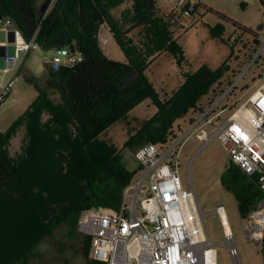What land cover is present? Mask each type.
Segmentation results:
<instances>
[{
    "label": "trees",
    "instance_id": "obj_1",
    "mask_svg": "<svg viewBox=\"0 0 264 264\" xmlns=\"http://www.w3.org/2000/svg\"><path fill=\"white\" fill-rule=\"evenodd\" d=\"M34 1L0 0V15L25 40H33L43 56L64 48L82 58L57 71L47 65V86L57 102L48 97L46 86L25 78L37 96L7 132H0V264H31L37 246L62 227L80 240L87 264H101L91 258L90 238L77 231L78 220L90 210L117 211L135 172L124 168L115 150L97 137L150 99L156 114L138 131V140L125 147L135 151L146 143L164 144L181 129L174 126L176 120L193 114L223 68L185 72L183 84L171 96H161L146 73L163 53L171 54L178 66L184 63L169 30L179 17L174 12L157 18L153 0H46L40 11ZM124 1L132 2L131 9L115 15L113 9ZM102 25L125 63L105 56L98 38ZM20 125L26 129V145L12 158L8 147ZM220 182L233 194L242 219L263 197L255 180L234 166L225 168ZM260 250L264 255V233Z\"/></svg>",
    "mask_w": 264,
    "mask_h": 264
},
{
    "label": "built area",
    "instance_id": "obj_2",
    "mask_svg": "<svg viewBox=\"0 0 264 264\" xmlns=\"http://www.w3.org/2000/svg\"><path fill=\"white\" fill-rule=\"evenodd\" d=\"M199 0H177L176 15L190 18ZM8 32L10 20H1ZM13 41L3 45L0 104L11 94L23 54L40 53L33 40H25L13 29ZM264 52V43L243 71L217 84L206 103L189 115L184 129L162 145L146 143L134 152L140 174L122 191L117 211L98 209L84 213L77 231L90 238L91 258L101 264H217L216 249L206 233L207 214L198 207L191 187L184 188L179 177L181 152L192 139L202 148L216 140L227 155L228 166L254 179L263 197L245 220V238L261 249L264 233V71L252 86L242 84L253 64ZM81 55L67 49L56 51L46 62L53 71L73 67ZM242 89V91H241ZM236 91L242 92L233 99ZM232 100V101H231ZM214 213L220 219L224 246L233 264H241L231 231H227L224 207ZM258 226V227H257ZM257 228V229H256ZM259 230V233L256 232Z\"/></svg>",
    "mask_w": 264,
    "mask_h": 264
},
{
    "label": "rangeland",
    "instance_id": "obj_3",
    "mask_svg": "<svg viewBox=\"0 0 264 264\" xmlns=\"http://www.w3.org/2000/svg\"><path fill=\"white\" fill-rule=\"evenodd\" d=\"M38 0H36L35 5ZM157 18L179 11L177 0H153ZM131 1H124L113 9L119 15L131 9ZM169 26L171 37L180 46L184 63L178 66L173 56L163 53L149 65L147 76L156 92L161 96H171L183 84V74L196 72L206 66L211 72L223 68L221 76L209 92L203 96L197 106L204 105L212 95L217 84L223 83L233 73L243 71L253 59L258 48L264 43V0H199V5L190 18L180 16ZM213 32H218L217 35ZM107 58L125 63V57L106 27L101 29L99 38ZM50 53H31L26 69L34 77H41L45 70V59ZM264 71V52L253 64L242 84L252 86L256 77ZM39 79V78H38ZM36 80L39 84V80ZM48 97L58 101L54 90L48 88ZM40 86H42L40 84ZM242 91V89H241ZM242 92L236 91L233 99ZM37 93L29 85L25 77L17 79L9 97L0 104V132H7L14 122L24 114L36 98ZM231 100V101H232ZM157 112L150 99H145L124 116L102 131L98 141L108 145L118 154L119 161L137 178L140 170L134 159V152L125 147L134 138L141 127ZM176 120L174 126L186 127L185 120ZM47 117L44 116L43 120ZM202 142L195 139L187 141L181 152L179 177L184 188L191 187L204 219L206 233L216 249L217 264H233L225 244L223 228L214 210L222 205L225 210L228 227L233 235L241 264H264L262 250L253 247L245 238L242 219L238 213L233 194L227 192L220 182V175L228 167L229 160L216 140H211L202 148ZM26 145V129L24 125L16 128L12 136L8 154L17 158ZM92 211V210H90ZM89 212V211H88ZM80 238V237H79ZM61 243V247L57 245ZM79 239L69 237L67 228L56 231L52 239L42 241L36 248L38 256L31 264H87L81 252Z\"/></svg>",
    "mask_w": 264,
    "mask_h": 264
},
{
    "label": "crops",
    "instance_id": "obj_4",
    "mask_svg": "<svg viewBox=\"0 0 264 264\" xmlns=\"http://www.w3.org/2000/svg\"><path fill=\"white\" fill-rule=\"evenodd\" d=\"M46 0H38L37 4L35 5L36 3V0H35V3H34V6H35V9L37 11H40L43 4L45 3ZM105 28L109 31L108 27L105 26V25H102L99 29V33H98V38H100L101 36V29L102 28ZM14 29V27L12 26V24L9 26L8 28V32L4 30L3 28V22L0 23V78H2V74H1V69L3 67V55H4V48H3V45L5 43H7L9 46H8V53L9 54H12L13 53V48L10 46V36L9 34L11 33V31ZM110 32V31H109ZM111 34V33H110ZM100 40V39H99ZM102 48V46H101ZM103 50V48H102ZM105 56L107 57L106 55V52L103 50ZM36 54H39V53H36ZM52 56V54H51ZM31 57V53H26V54H23L22 56V59H21V62L20 64L18 65V68H17V76L18 78H20V76L22 77H25V78H34V79H38L39 80V84H41L42 86H45V82L49 84V70L47 68V59H45V70L44 72L41 74V77H34L32 76L31 73L28 72V70L26 69V66L28 64V60L30 59ZM51 58V57H50Z\"/></svg>",
    "mask_w": 264,
    "mask_h": 264
},
{
    "label": "water",
    "instance_id": "obj_5",
    "mask_svg": "<svg viewBox=\"0 0 264 264\" xmlns=\"http://www.w3.org/2000/svg\"><path fill=\"white\" fill-rule=\"evenodd\" d=\"M1 20H3L2 15H0V21ZM9 36H10V42H12L13 41V34H12V32L9 34Z\"/></svg>",
    "mask_w": 264,
    "mask_h": 264
},
{
    "label": "bare ground",
    "instance_id": "obj_6",
    "mask_svg": "<svg viewBox=\"0 0 264 264\" xmlns=\"http://www.w3.org/2000/svg\"><path fill=\"white\" fill-rule=\"evenodd\" d=\"M257 227H258V226H257ZM225 228H226L227 231L230 230L229 227H228V224H226V223H225ZM256 229H257V228H256ZM256 232L259 233V230H256Z\"/></svg>",
    "mask_w": 264,
    "mask_h": 264
}]
</instances>
